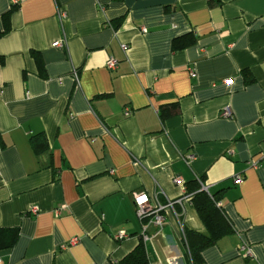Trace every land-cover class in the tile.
<instances>
[{"label": "crops", "instance_id": "0c3cea01", "mask_svg": "<svg viewBox=\"0 0 264 264\" xmlns=\"http://www.w3.org/2000/svg\"><path fill=\"white\" fill-rule=\"evenodd\" d=\"M191 182L233 229L197 264H264V0H0V264H192Z\"/></svg>", "mask_w": 264, "mask_h": 264}, {"label": "trees", "instance_id": "16d2710c", "mask_svg": "<svg viewBox=\"0 0 264 264\" xmlns=\"http://www.w3.org/2000/svg\"><path fill=\"white\" fill-rule=\"evenodd\" d=\"M193 40V37L183 35L174 38L172 47L173 49H180L192 44L194 42ZM246 81H252V78L247 76ZM31 144L35 152H40L42 148H45L46 140L43 134L33 136ZM187 194L205 227L204 233L184 228V239L190 261L192 264H197L201 260V252L203 249L213 245L220 237L230 234L233 229L224 212L221 210V207L216 206L218 199L214 194H209L200 189L198 182H191L188 185ZM15 238L16 235H13L8 245H11ZM119 264H151L146 253L144 242L142 240L139 241L137 245L119 261Z\"/></svg>", "mask_w": 264, "mask_h": 264}, {"label": "built area", "instance_id": "2783aa9c", "mask_svg": "<svg viewBox=\"0 0 264 264\" xmlns=\"http://www.w3.org/2000/svg\"><path fill=\"white\" fill-rule=\"evenodd\" d=\"M13 4H17L19 0H11ZM60 18L64 17V13L59 11ZM144 28H142V32H144ZM54 47L62 48L64 46V39H58L53 42L52 44ZM128 48L127 44H121L122 51H126ZM118 60L114 57H109L106 62L105 66L109 71L114 70L117 67ZM129 113L128 108L124 109V114L127 115ZM222 116L230 117V113L228 110H223ZM180 180L178 178H174L173 182L178 183ZM241 181V177L239 175L234 176V182L238 183ZM202 189L206 190L205 187ZM182 198H177L170 200L168 199L165 204H161L156 199L151 202L150 197L145 192H135L133 193V204L135 207V212L137 217L142 221L149 218V221H152L157 227L161 228L162 226V215L161 212L165 209H172L174 210V205L180 203ZM217 207H221L220 202H216ZM32 211L35 212L36 208H32ZM56 214H58V210H55ZM151 218V219H150ZM143 232L145 231V225L143 226ZM116 238L124 237L123 233H118L115 236ZM144 239H147V236L144 235ZM78 242V238L73 237L69 240V244H75ZM240 254L244 255L245 257H249L252 255L250 246L245 242H242L237 247Z\"/></svg>", "mask_w": 264, "mask_h": 264}]
</instances>
